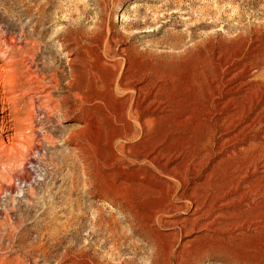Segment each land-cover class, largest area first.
Wrapping results in <instances>:
<instances>
[{
    "label": "rangeland",
    "instance_id": "rangeland-1",
    "mask_svg": "<svg viewBox=\"0 0 264 264\" xmlns=\"http://www.w3.org/2000/svg\"><path fill=\"white\" fill-rule=\"evenodd\" d=\"M41 4L45 32L28 35ZM72 29L78 40L60 43L58 35ZM107 33L117 45L133 47L130 59L140 62V74L150 70L158 79L157 122L150 125L148 107L141 119L146 149L140 131L111 147L92 125L66 141L54 124L79 128L85 121L70 113L47 122L41 116L50 112L41 107L33 119L53 138L43 142L31 194L20 187L0 197V264H71L66 252L77 249L98 264H264V0H0V176L21 171L10 152L4 156L2 142L12 133L3 130L5 119L28 108L33 96L26 54L43 53L34 68L45 76L47 64L67 71L76 53L92 65L97 55L86 45ZM73 41L84 44L72 47ZM219 78L230 80L221 85ZM12 84L23 87L12 97L19 101L15 107L1 103ZM214 88L221 96L212 99ZM194 99L201 109H181ZM152 145L158 146L157 165L142 156ZM12 163L16 168L8 169ZM117 197L133 203L148 225L145 233H131ZM97 211L118 220L117 227L99 230Z\"/></svg>",
    "mask_w": 264,
    "mask_h": 264
},
{
    "label": "bare ground",
    "instance_id": "bare-ground-1",
    "mask_svg": "<svg viewBox=\"0 0 264 264\" xmlns=\"http://www.w3.org/2000/svg\"><path fill=\"white\" fill-rule=\"evenodd\" d=\"M36 13H37V17L33 20H30V23L33 22V24H31L32 31L28 35H31V36H32V34H35V33L41 34V32L42 33L45 32V29H44L45 4H41L38 7V10ZM11 24L13 26L15 25L14 23H11ZM138 24H140L139 21H136V22L134 21V23H132V25H138ZM39 26L41 27L40 29L37 28ZM68 29H70V28H68ZM65 30H66V28H65ZM58 36L64 38V39L62 38L63 40L60 39V43L64 44L63 42L65 41V38H66V40L73 39L75 41V39L78 38V33L73 31V29H72L70 31H67V33L63 32V33L59 34ZM12 41L14 42V39ZM74 41H73L74 46H72V47H77L80 45H81L80 47H82V44H84V43L80 44L79 42H74ZM113 44H115V46H116L115 48H112ZM117 44H119L118 40H115L113 36H109L107 33V35L105 37H102L97 41H95V40L92 41V47L90 44L86 45V49H92V53L97 55L92 59V65L91 64L88 65V63L85 62L86 59L82 60L81 59L82 57L80 58L79 57L80 55L78 56L76 53V54H72L67 59V66H68L67 71L62 70L61 69L62 67H60V66H56L57 64H47L44 68V71H46L48 73L47 76H45L44 72H42L43 70L41 71V73H37V70L35 69L36 68L35 67L36 66L35 59L38 58V56L40 58H43L44 57L43 53L33 52V53L26 54L25 61H26V66H28L27 69L34 73V74L32 73V75L29 77V86H28L30 92L33 93V96L30 99V102H29L30 104H29L28 108L26 106H22V108L16 107L18 109L14 110L15 115L12 114L14 116L11 119H10V117H9V119L8 118L5 119V121H4L5 126L3 127L4 129L2 128L5 131L12 130V133L10 134V136L8 134H7L8 136H5L7 138V141L2 142V144L3 143L5 144L4 151L6 152V153L4 152L3 154H4V156H6V154L10 152L12 155H10V156H8L9 154L7 155L10 159L9 161H11V160L13 162L18 161L19 164H18V166L17 165L16 166L19 167L21 169V171L18 173H15L16 171L10 172V174L8 173L7 177H5L3 175V173L1 174L0 178L3 179L5 177L3 180H5L6 182H4L2 180L4 183L3 182H2V184L0 183V197L3 196L4 193H8V195H10V193L17 192V190L19 191V189H21L20 187L26 188L27 191L29 192V194H31V192H32L31 190H32L33 186L31 184V179L33 178V175H35L34 173H35V170L37 169L36 165L37 164L39 165V163H38L39 158L41 161V158L43 157L42 156V150L44 149L43 142H48V141H50V139L53 138L52 136H50V133H52L51 131L49 132L47 130H44V127H42L41 123L37 124V122L34 121V119H36V118H34L33 116L37 113L38 110H40L41 107H47L48 109L46 110V112H50L49 115L44 114L43 116H41L42 119L45 118L47 120V122L52 121V120L60 121V119L61 120L64 119L70 113H72L73 115L76 114L77 117H78V115H80L82 121H85L84 125L79 127V128L78 127L76 128L75 126H69L66 128V127L59 126V124H54V126H57L59 129V130L57 128L55 129L56 132H58V134L62 135V137L67 136L66 137L67 139H64L66 141L74 139V138L75 139L78 138V136L81 133L83 134L84 132H86L87 129L89 130V128L92 125V131H94L96 134L100 130H103L107 134V141L109 142L111 147H113L112 144L116 138L123 137L125 139H128V138L133 139L137 136L136 134L140 131L142 133V135H140L141 137L139 138L142 140V142L140 143V147L141 148L145 147V149H146L145 145H147L148 140H144L145 139L144 138V132L145 131L143 129V126H144L143 121L144 120L142 121L141 119L144 118L143 108L148 107L149 108V121H150L149 123H150V125H151V123L153 125L157 122L158 116L156 115L157 108L155 106L157 100L155 98L154 90L156 89L158 79H156L157 77L155 78L154 74L150 70L147 72H143L141 74L139 73V71L137 70V67L139 66L138 64H140V62L130 59L131 52L135 51L134 49H132L133 47H131V46L124 47V46H119ZM17 48H18L17 50H15V51L13 50L14 55L19 54V53L18 54H16V53L19 52L18 50H20L22 48V45L17 47ZM99 49H102V51H99ZM2 53H4V52H2ZM55 53H56V51H55ZM20 56H21V53H20ZM11 57H10V59H12ZM46 58H47V56H46ZM51 59L59 61V59L56 55H54L53 58H51ZM9 61H11V60H9ZM32 67H33V69H32ZM226 73H228V71ZM45 77H48V81L46 83H42L41 80ZM222 78H224V76H222ZM229 80L220 79L219 84L220 83H221V85L225 84V83L229 82ZM36 82H37V84H36ZM13 84H12V87L8 86L9 88L7 91V95H9V96H7V98H5V101L1 102V103H4L6 105L8 104V105L15 107L19 103V101L12 99V97L15 96V93L17 91H22L23 87H21L22 85H17V84H15L13 86ZM219 87L221 88V86H219ZM218 88L213 89L214 92L211 93L212 99L214 98V96L215 97L221 96V92L218 90ZM48 89H50V91ZM185 91H187V89ZM110 97L114 98V100L113 99H112L113 101L110 100L111 99ZM217 101H218V99H217ZM145 102H147V103L145 104ZM182 102H183V100H180V104ZM210 105H208V106H210ZM181 107H182L181 109H183V110H185V112H189V113H193V111H195V110L197 111L199 109V107L201 109V105L199 106V103L197 101H195V99L188 102L187 105L184 103V105H182ZM91 108H92V110H91ZM204 108L206 109V107H204ZM205 109H203V110H205ZM2 110H4V108H2ZM91 111H92V116L91 115L90 116L92 117V119H91L92 121L88 118ZM205 111H208V110H205ZM41 115H42V112H41ZM76 115H75V117H76ZM1 120H3V116H2ZM15 121H16V123H15ZM89 122H92V123H89ZM39 127H42L41 128L43 130L42 134L38 133V130L40 129ZM149 137H150V135H149ZM131 141L132 140H130V142ZM125 144L128 145L127 143H125ZM80 146L81 145H77L76 149L81 148ZM114 146H115V143H114ZM125 147L127 149V146H125ZM157 147L152 145V146H150V148L147 150V152L145 154H142L144 159H146L147 162H149L151 165H155L157 160L159 159ZM2 149H1V151H2ZM123 150H125V149H123ZM83 153H84V151H83ZM124 155H125V157L129 156L128 154H124ZM140 155H141V153H140ZM55 156L57 157V155H55ZM125 157H124V159H125ZM134 157L136 158L138 156H134ZM87 165H89V164H87ZM40 166L45 167L44 165H41V164H40ZM7 167H8V169H11V170H12V168H14V169L16 168L14 164L8 165ZM94 167H95V165H94ZM85 169H87V167H85ZM5 172H6V168H5ZM89 174H90V172H89ZM94 179H92V185L96 184ZM148 179L151 180L150 178H148ZM19 185H22V186H19ZM89 185H87V186H89ZM93 188H94V186H93ZM91 190H92V192L94 191L93 189H91ZM171 194H173L175 196L177 193L170 191L169 195H171ZM177 197L180 198L181 193H178ZM116 199H117L119 208L126 211L125 221H128V227H129L131 233H133L135 231H140L141 233H145V231H147L146 227H148V225L141 223V221L138 218L139 214L136 213L133 203H131L128 200H125L124 198L120 199L119 197H117ZM112 200H114V199H112ZM167 207H169L170 210H176L179 208V207L174 206V205H168ZM11 208H10V211H11ZM8 209H9V207H8ZM13 210H15V209L13 208ZM1 211H3V210L1 209ZM98 211H97V216L95 217V223L98 226L99 230L106 232L105 229L110 230L112 227L114 228V226L117 227V225L119 224L118 220H116L114 218L113 222L112 221L110 222L106 218H104L105 216H103V214L101 212H98ZM5 212H6V210H5ZM5 212H4V214H5ZM197 212L198 211L196 208L194 210V213H197ZM106 217H108V216H106ZM4 218H6V217H4ZM76 220H77V218H76ZM7 221L9 222L10 218ZM148 221H150V222L151 221H157V218L154 219L153 216H149ZM110 237H111V235H110ZM74 249H76V248L74 247ZM83 252L81 249H77V250H73L70 253L66 252V255L69 257L68 259L70 260L71 264H92V263L98 264L97 262L95 263L94 261H92L93 259H92L91 254L90 255L87 254L86 251H85V253H83ZM250 255H251V253H250ZM105 264H108V263H105ZM252 264H257V263L254 262Z\"/></svg>",
    "mask_w": 264,
    "mask_h": 264
}]
</instances>
